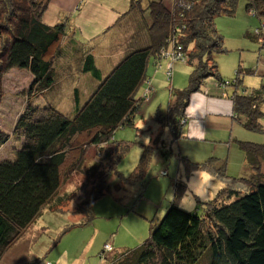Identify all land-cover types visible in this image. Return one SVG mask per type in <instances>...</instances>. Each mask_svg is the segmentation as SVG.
<instances>
[{"label": "trees", "instance_id": "1", "mask_svg": "<svg viewBox=\"0 0 264 264\" xmlns=\"http://www.w3.org/2000/svg\"><path fill=\"white\" fill-rule=\"evenodd\" d=\"M187 1L188 10L183 9L186 25L181 26L164 0H147V10L142 0H131L127 13L139 11L141 20L147 23L144 13L148 12L152 19L148 44L127 52L111 69L101 70L92 50L78 44L74 32L68 36L64 24L50 26L43 21L48 1L0 0V85L9 70L25 71L33 79L26 93L36 92L43 98L41 105L32 104L30 96L26 100L13 126V135L23 137L22 144L11 158L0 159V259L53 201L51 212L57 213L75 199L73 214L86 218L81 225L90 224L94 219L92 205L110 193V174L117 173L118 190L144 180L153 148L144 146L138 164L125 177L118 174L117 167L131 144L117 141L114 135L118 129L134 127L135 115L142 105L136 92L146 80L149 59L167 48L171 31L176 36L184 30L183 40L173 48L187 55L186 64L192 73L186 88L171 90L166 126L177 128L191 95L206 79L213 78L219 85L229 83L217 67L219 55L227 50L215 20L233 18L239 0ZM243 3L247 15L259 23L253 36H246L261 39L264 45V0ZM192 44L195 49L190 52ZM60 74L66 79L61 89L69 92L73 117L53 106L57 105L52 101L53 87ZM242 74L252 75L254 71L238 67L234 86L241 85ZM82 77L84 82L77 85V79ZM1 92L0 87V100ZM232 97V117L249 131H262L264 85L249 94L233 93ZM176 134L177 139L181 130ZM82 138L83 145L73 146ZM11 139L0 129V150ZM89 147L102 159L87 165ZM238 147L254 173L250 178L228 176L226 159L212 156L203 162H192L181 157L185 173L207 169L225 182L224 188L207 202L197 203L194 211L186 212L178 203L187 183L177 179L175 201L165 208L161 219L156 213V218L149 221L147 239L121 252L107 243L116 255L104 260L106 254L101 252L103 264H264V144L238 142ZM73 173L83 178V187L61 195L63 181ZM88 185L91 187L86 191Z\"/></svg>", "mask_w": 264, "mask_h": 264}, {"label": "rangeland", "instance_id": "2", "mask_svg": "<svg viewBox=\"0 0 264 264\" xmlns=\"http://www.w3.org/2000/svg\"><path fill=\"white\" fill-rule=\"evenodd\" d=\"M57 2L59 7L56 10L54 7H50L51 13L56 14L58 11L62 13V10H64L67 14L64 15L62 24L65 25L66 30L71 29L69 32L67 31V35L69 36L74 31L82 32L80 36L78 34L75 35V40L78 44H84L89 48V39L85 40L88 37V33L82 28L88 24L87 12L80 18L75 10L77 9L75 7L76 1L57 0ZM242 2L243 0H239V5L233 18L220 17L215 20V26L223 36L224 47L227 50L226 53L218 57V71L220 75L222 74L223 79L232 81L236 77L235 74L238 67H241V69H254V75L242 74L240 76V86L259 88L261 82L264 83V78H260V76H264V45L261 39L253 40L246 36V34L253 36V31L259 27V23L256 18H251L241 12L240 4ZM143 3L144 0H142V5H144ZM48 5L49 1L47 2L46 10ZM164 5L172 9L174 19H178V23L181 26L183 24L186 25L183 18V9L186 7L188 10L189 2L187 0H164ZM143 9L147 10V5ZM132 13H137L136 15H139V17L141 14L139 11H132L127 14L124 13V16ZM50 15L46 14L43 19L48 20ZM144 15V18H147V32L150 29L152 19H150L148 12L144 13ZM77 21L80 23L78 24ZM262 23L264 24V20ZM114 26L111 28H114ZM133 27L134 31H137L135 23ZM111 34L113 35L111 36ZM169 35V42L165 50L166 52L170 51V57L172 58L175 55V53H172L175 43L183 40L181 35L185 36V34L184 30L181 29L178 35L173 36L172 31ZM123 38L117 41L118 38L115 31L112 30L109 33L106 30L100 33L98 39L93 40L92 48L98 54V56L94 55L99 69L105 68L103 63L106 65L109 57L104 55L102 51H97V48H109V43L114 47ZM135 39H141L139 32L136 33ZM63 41L65 42V39ZM194 49L195 44H192L188 51L191 52ZM175 51L177 52L178 50ZM178 52L181 53L180 50ZM183 54L188 59L187 55ZM168 62L169 60L165 57L159 59L156 56L149 59L146 71L148 78L144 80L136 92V99H142V105L138 110V112L141 113L142 111V113L135 120L136 126L134 124V127L118 129L114 135L117 141L131 144L129 152L117 167L118 174L120 173L125 177L129 176L138 164L139 158L144 151V146L153 148L144 180L130 187L127 186L126 189L118 190L116 186L119 184L118 175L117 173L110 174L107 179V183L111 186L110 193L92 205L90 210L94 219L90 224L81 225L86 218L82 215L73 214L77 203L75 199L68 204H64V207L57 213L51 212V207L54 205L53 201L50 205L44 207L40 217L1 256L0 264H103L99 254L109 251V248H107L109 244L112 245L114 251L119 252L138 247L148 237L149 221L154 219L156 213V217L161 219L165 213L164 210L170 206L172 202L171 195L175 193L176 180L186 181L188 176H191L190 179H195L192 175L194 171L190 174L185 173L186 168L180 160L181 157H187L190 161L196 162L198 156L200 158L206 156L205 158L203 157L205 161L212 154L217 157L215 154L220 153L223 159H226L228 176L250 178L254 174L247 162L243 167L244 154L235 140H239L242 136H248L254 139L245 140L242 138V141L264 144V131H246L238 123L233 122L232 127L226 132L222 129L211 131L212 128H210V130H206L207 138L205 141H191V139H186L190 138V133L184 131L183 128L187 123V119L184 116L186 109L180 121L176 124L177 128L172 124L166 126L164 120L169 104L172 103L171 90L186 88L192 73L190 65L174 62L171 70L173 79L168 82L166 76ZM64 74H60L57 77L58 79H56V84H54L52 101L57 105L53 106L66 112L67 117H73L74 113L71 109L73 107L68 98L69 92L67 89H61V86L66 82L63 77ZM32 80V77L27 72L16 69L9 70L3 77L0 85L2 88L0 129L12 136V139L0 150V159L11 158L14 151L19 149L22 144L23 137H15L13 135V126L20 113L24 110L27 104L26 100L30 96L28 100H32V104H40V101H43V98L36 92L27 94ZM77 80L78 85L80 82H84L85 78L82 77ZM233 83L234 81L220 83V85L215 84L222 90L230 88L234 90V94H239L240 86L236 87ZM148 90H151V92L148 93ZM146 93L149 97L148 101L143 99ZM262 111L264 113V103ZM211 124L216 128L220 123L214 121ZM262 125L264 129V117ZM173 129L176 130L173 131ZM180 130L181 135L176 139L175 135ZM81 140L82 142H75L73 146L83 145L85 140L83 138ZM90 148H88L86 154L87 165L102 159V156H96V151ZM261 166V173L264 174V160L261 162ZM217 181L219 189L216 194L225 186V182L218 179ZM83 182L84 180L81 176L73 173L69 179L63 181L60 194L72 193L79 188L81 189L84 185ZM90 187L88 185L86 191H89ZM197 203L201 204L199 201ZM114 255H116L115 252L111 251L109 254L104 255L103 259L111 260Z\"/></svg>", "mask_w": 264, "mask_h": 264}, {"label": "crops", "instance_id": "3", "mask_svg": "<svg viewBox=\"0 0 264 264\" xmlns=\"http://www.w3.org/2000/svg\"><path fill=\"white\" fill-rule=\"evenodd\" d=\"M43 1H49L48 8L46 12L44 13L43 18L46 14H51L48 20L43 19V21L50 26H53L56 24H62V19L64 15L67 13L64 10H62V13L58 11L56 14H52L50 11V7H54L55 10L57 7H59L57 0H43ZM74 1H76L75 7L77 8L75 10L77 11L80 18L83 15H85L86 12L88 14L87 16L88 24L86 27L83 26L82 28H84L85 31L88 33V37H86L85 40L89 39L88 40L90 42L89 48L90 50H92L93 54L98 56V54H96L92 48V42L93 40L99 38L100 33L106 30L109 31L110 33L113 30L115 31V34L117 35V38H118L117 41L121 39L122 37H124L119 43L117 42V44L114 47H112V45L109 43V48L108 47H106V49H102L101 47L97 48V51H102L104 55L109 57L108 58L109 61H106V65L103 63V66L105 67V69L107 70L111 69L127 52L138 49V48H143L144 46L148 44V37H147L148 33L146 32L147 26L145 24L146 22L140 19L141 14H140V17L139 15H136L137 13L136 14L132 13L130 15L128 14V16H124L125 15L124 13H127L128 11L129 3L131 2V0H74ZM143 4L144 5H142V7L145 8L147 5V0L144 1ZM240 7H241V12L247 15V12L244 9L243 2L240 4ZM134 23L136 24L137 31H134V27H133ZM112 26H114V28H111ZM70 30H68V32ZM137 32L141 34V39H135ZM74 33L78 34L79 36L82 34V32H79V31H74ZM112 35L113 34H111V36ZM242 69L244 70L246 68H242ZM248 69L254 71V74H255L254 69H250V68ZM260 72L263 73L262 71ZM146 78H148L147 73H146ZM260 78H264V76H260ZM224 80H226L227 82L234 81V79L232 81L228 79H224ZM215 83H216L215 79L208 78L207 80L203 82L200 90L191 95L188 106L184 113L185 114L184 116L187 119V123L183 127L184 131H187V133H190V138H186V137L184 138L191 139V141H205V139L207 138L206 130H210V128H212L211 131L216 130V129H222L223 131L226 132L228 131V129L232 127L233 122H236L240 126H242L240 122H237L232 117L233 110H232L231 97L233 95L234 90L230 88L222 90L218 86H216ZM263 85L264 83L261 82L259 88H253V87L248 88L245 86L242 88L243 92H239V93L249 94L253 91V89H260V87H262ZM241 87H240V91H242ZM141 113L138 112L135 115V120L140 117ZM214 121H218L220 123L219 124L220 127L219 126H217L216 128L213 127V124L211 123H213ZM261 125H262V121H261ZM242 128L246 131H249L245 129L243 126ZM263 131L264 129L262 125V131L260 132H263ZM250 132H254V131H250ZM242 138H244L245 140L254 139L248 136H245V137L242 136L241 138H239V140H235V139L234 140L235 142H248V141H242L243 140ZM215 155L217 156V158L223 159L222 154L219 153ZM212 156L214 155L212 154ZM203 157L205 158L206 156H203ZM203 157L200 158L198 156V158L196 159V162L204 161ZM242 163L244 167L245 157L243 158ZM232 175H235V174H232ZM188 177L186 179V183L191 178V176L189 178ZM216 183H218V181ZM218 189H219V186H217L216 190L214 191V194L211 195L209 199H211L212 197L216 195V192L218 191Z\"/></svg>", "mask_w": 264, "mask_h": 264}, {"label": "clouds", "instance_id": "4", "mask_svg": "<svg viewBox=\"0 0 264 264\" xmlns=\"http://www.w3.org/2000/svg\"><path fill=\"white\" fill-rule=\"evenodd\" d=\"M192 175L195 179L187 182L185 194L178 204L186 212L194 211L197 201L202 203L209 199L217 188V177L211 171L197 168ZM171 201H175L174 195H171Z\"/></svg>", "mask_w": 264, "mask_h": 264}, {"label": "built area", "instance_id": "5", "mask_svg": "<svg viewBox=\"0 0 264 264\" xmlns=\"http://www.w3.org/2000/svg\"><path fill=\"white\" fill-rule=\"evenodd\" d=\"M178 51L176 52L175 49H174V51H172V53H175V55L172 58L170 57L171 56L170 51L166 52L165 49H161L159 54L157 55V58H159V59L162 58V57H165V58H167L169 60L168 69L166 71V76H167L168 82H171V80L173 78L171 70H172V66H173L174 62L186 63L185 55L182 52L180 53ZM147 92L150 93L151 90H148ZM143 99L145 101H148L149 97L147 96V93L144 94ZM107 248H109V251L105 250L106 251V252H104L105 254H109L112 251V248H111L110 245H107Z\"/></svg>", "mask_w": 264, "mask_h": 264}]
</instances>
